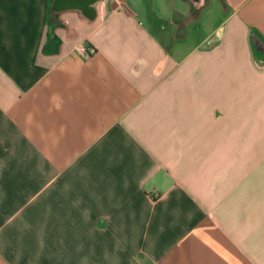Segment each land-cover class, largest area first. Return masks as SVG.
I'll list each match as a JSON object with an SVG mask.
<instances>
[{
	"label": "crops",
	"instance_id": "0c3cea01",
	"mask_svg": "<svg viewBox=\"0 0 264 264\" xmlns=\"http://www.w3.org/2000/svg\"><path fill=\"white\" fill-rule=\"evenodd\" d=\"M217 3L0 0V264H264V0Z\"/></svg>",
	"mask_w": 264,
	"mask_h": 264
},
{
	"label": "rangeland",
	"instance_id": "374dc122",
	"mask_svg": "<svg viewBox=\"0 0 264 264\" xmlns=\"http://www.w3.org/2000/svg\"><path fill=\"white\" fill-rule=\"evenodd\" d=\"M211 7L206 8L205 14L200 22L193 20L190 25L191 32V41L194 43L203 33H206L212 25H214L217 20L220 18L221 12L218 9L217 0H211ZM177 4L181 6L180 1H177ZM184 5V4H183Z\"/></svg>",
	"mask_w": 264,
	"mask_h": 264
},
{
	"label": "water",
	"instance_id": "95a60500",
	"mask_svg": "<svg viewBox=\"0 0 264 264\" xmlns=\"http://www.w3.org/2000/svg\"><path fill=\"white\" fill-rule=\"evenodd\" d=\"M73 8L92 18L95 15L97 0H71ZM61 2V1H60Z\"/></svg>",
	"mask_w": 264,
	"mask_h": 264
},
{
	"label": "flooded vegetation",
	"instance_id": "af4514ba",
	"mask_svg": "<svg viewBox=\"0 0 264 264\" xmlns=\"http://www.w3.org/2000/svg\"><path fill=\"white\" fill-rule=\"evenodd\" d=\"M197 1V0H196Z\"/></svg>",
	"mask_w": 264,
	"mask_h": 264
}]
</instances>
